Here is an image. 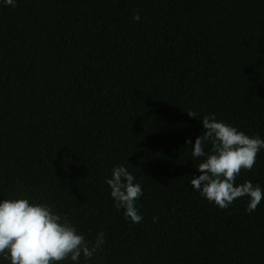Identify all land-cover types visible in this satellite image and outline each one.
Wrapping results in <instances>:
<instances>
[{
  "label": "trees",
  "instance_id": "16d2710c",
  "mask_svg": "<svg viewBox=\"0 0 264 264\" xmlns=\"http://www.w3.org/2000/svg\"><path fill=\"white\" fill-rule=\"evenodd\" d=\"M15 3L0 0V201L66 218L96 249L79 264H264V149L234 185L261 187L252 213L191 185L203 116L264 139V0ZM121 165L139 224L106 183Z\"/></svg>",
  "mask_w": 264,
  "mask_h": 264
},
{
  "label": "clouds",
  "instance_id": "9594fccd",
  "mask_svg": "<svg viewBox=\"0 0 264 264\" xmlns=\"http://www.w3.org/2000/svg\"><path fill=\"white\" fill-rule=\"evenodd\" d=\"M6 5L16 7L15 0H4ZM133 18L139 20L134 10ZM192 118L198 113L189 111ZM203 133L192 145L193 158H204L197 165L199 175L193 176L191 185L207 201L219 209H227L237 198L248 197L246 211L252 213L262 200V190L251 181L234 186L241 170L250 171L257 153L264 149V139L249 136L236 127L216 120L214 115L202 118ZM186 140V144H191ZM205 144H210L205 152ZM135 177L124 166L112 169L110 196L117 210L124 209V217L139 224L143 217L138 214L135 202L142 195V187L134 183ZM158 219V218H154ZM95 248H89L85 237L76 227L56 214L52 207L30 204L28 199H5L0 201V255L11 264H56L70 258L79 264L81 255L92 258Z\"/></svg>",
  "mask_w": 264,
  "mask_h": 264
}]
</instances>
